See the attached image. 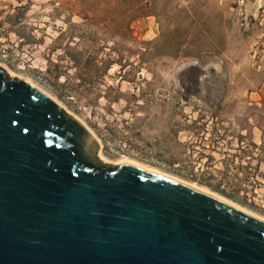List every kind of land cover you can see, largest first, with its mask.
Wrapping results in <instances>:
<instances>
[{"label":"rangeland","instance_id":"obj_1","mask_svg":"<svg viewBox=\"0 0 264 264\" xmlns=\"http://www.w3.org/2000/svg\"><path fill=\"white\" fill-rule=\"evenodd\" d=\"M0 64L83 120L105 161L264 217V0H0Z\"/></svg>","mask_w":264,"mask_h":264},{"label":"water","instance_id":"obj_2","mask_svg":"<svg viewBox=\"0 0 264 264\" xmlns=\"http://www.w3.org/2000/svg\"><path fill=\"white\" fill-rule=\"evenodd\" d=\"M101 148L0 64V264H264V218Z\"/></svg>","mask_w":264,"mask_h":264},{"label":"bare ground","instance_id":"obj_3","mask_svg":"<svg viewBox=\"0 0 264 264\" xmlns=\"http://www.w3.org/2000/svg\"><path fill=\"white\" fill-rule=\"evenodd\" d=\"M10 73L12 74V72L10 71ZM29 82H31V83H33L31 80H28ZM33 84H35V83H33ZM36 85V84H35ZM38 86V85H37ZM41 88V87H40ZM42 89V88H41ZM45 91V90H44ZM49 94V93H48ZM57 100V99H56ZM83 121V120H82ZM84 122V121H83ZM85 123V122H84ZM86 124V123H85ZM87 125V124H86ZM88 126V125H87ZM89 127V126H88ZM90 128V127H89ZM91 129V128H90ZM92 130V129H91ZM93 131V130H92ZM100 156H101V153H100ZM102 157H103V155H102ZM101 157V158H102ZM103 159L104 160H106L104 157H103ZM121 161H124V162H128V163H132V164H135V165H137V166H140V167H143V168H146V169H148V170H154V171H157V172H159V173H161V174H164V175H166V176H170V177H173L172 175H169L168 173H165V172H163V171H161V170H159V169H156V168H150V167H148V166H146V165H143L142 163H140V162H138V161H135V160H132V159H130V158H123L122 160H119L118 162H121ZM117 162V163H118ZM173 178H175V179H177V180H180V181H183V182H185V183H188V184H190V185H192V186H195V187H197V188H200V189H202V190H204V191H207V192H210V193H212V194H214V195H216V196H218V197H220V198H222V199H224V200H226V201H228V202H230L231 204H233V205H235V206H237V207H239V208H241V209H243V210H246V211H248V212H250V213H252V214H254V215H256V216H259V217H261V218H264L263 216H261V215H257V214H255V213H253V212H251V211H249V210H247V209H245L244 207H241V206H239V205H237L236 203H234V202H232V201H230V200H228V199H225L224 197H222L221 195H219V194H217V193H214V192H212V191H210V190H207V189H205L204 187H200V186H198V185H195V184H193V183H189V182H187V181H185V180H182V179H180V178H176V177H173Z\"/></svg>","mask_w":264,"mask_h":264},{"label":"trees","instance_id":"obj_4","mask_svg":"<svg viewBox=\"0 0 264 264\" xmlns=\"http://www.w3.org/2000/svg\"><path fill=\"white\" fill-rule=\"evenodd\" d=\"M192 74L194 75L195 77V82L197 83L198 82V78L200 77V74H201V68L199 66H196V65H191L189 66L188 68H186L183 72V78L184 76L188 75V74ZM183 85L187 88V91H188V85H187V82L186 80H183ZM217 191H220L218 190L217 188H215ZM222 192V191H221ZM224 193V192H223Z\"/></svg>","mask_w":264,"mask_h":264}]
</instances>
